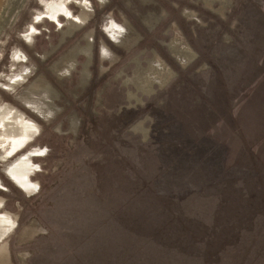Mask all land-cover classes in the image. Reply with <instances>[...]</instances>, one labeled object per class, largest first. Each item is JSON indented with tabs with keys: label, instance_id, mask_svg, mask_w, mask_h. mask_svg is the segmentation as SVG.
I'll return each instance as SVG.
<instances>
[{
	"label": "rangeland",
	"instance_id": "obj_1",
	"mask_svg": "<svg viewBox=\"0 0 264 264\" xmlns=\"http://www.w3.org/2000/svg\"><path fill=\"white\" fill-rule=\"evenodd\" d=\"M54 1L0 0V264H264V0Z\"/></svg>",
	"mask_w": 264,
	"mask_h": 264
},
{
	"label": "bare ground",
	"instance_id": "obj_2",
	"mask_svg": "<svg viewBox=\"0 0 264 264\" xmlns=\"http://www.w3.org/2000/svg\"><path fill=\"white\" fill-rule=\"evenodd\" d=\"M67 12H69V10L63 0H55L48 7V14L51 15L52 17H57L59 13L62 14ZM114 27L115 26L111 24L108 27L109 31L111 32L110 28H114ZM112 32H115V29H113ZM22 74L23 72L19 73L18 76H21ZM10 116L11 117L9 119H3L4 125L0 128V145L6 141H9L10 143L5 149V152H7L6 156L8 158L14 155L15 153H17V151L24 146V143L30 140L33 137V135L36 134L40 129V125L37 122L26 118L24 114L20 113L16 109L15 110L12 109ZM44 151L45 150L42 149L41 147L34 148L27 155L23 156L22 159L17 161L12 168L13 176L21 184V186H23V188L27 190V192H29L30 195H33L36 192V190L38 189V183L30 182L27 179V176L33 174L40 168V164H36L33 161V157L42 155ZM13 224L14 221L9 216H0V238L12 227Z\"/></svg>",
	"mask_w": 264,
	"mask_h": 264
},
{
	"label": "snow or ice",
	"instance_id": "obj_3",
	"mask_svg": "<svg viewBox=\"0 0 264 264\" xmlns=\"http://www.w3.org/2000/svg\"><path fill=\"white\" fill-rule=\"evenodd\" d=\"M37 20H39V17H37ZM113 38H115V37H113ZM105 55H107V53H105Z\"/></svg>",
	"mask_w": 264,
	"mask_h": 264
}]
</instances>
